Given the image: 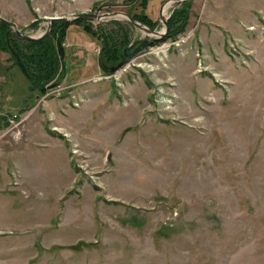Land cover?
Instances as JSON below:
<instances>
[{
	"label": "rangeland",
	"instance_id": "obj_1",
	"mask_svg": "<svg viewBox=\"0 0 264 264\" xmlns=\"http://www.w3.org/2000/svg\"><path fill=\"white\" fill-rule=\"evenodd\" d=\"M174 1L0 0L32 35L75 8L168 27L109 71L149 32L79 18L51 33L62 74L68 27L80 26L90 79L31 95L18 74L27 103L0 101V264H264V0H183L162 14Z\"/></svg>",
	"mask_w": 264,
	"mask_h": 264
},
{
	"label": "crops",
	"instance_id": "obj_2",
	"mask_svg": "<svg viewBox=\"0 0 264 264\" xmlns=\"http://www.w3.org/2000/svg\"><path fill=\"white\" fill-rule=\"evenodd\" d=\"M79 2L84 3L85 0H79ZM85 10L86 9H80L79 8L77 10V12L80 13V12H83ZM77 12H76V8H75L73 11L69 12V14H62L61 13L58 15L72 16V15L77 14ZM16 23L18 24V22H16ZM18 26H19V24H18ZM79 28H80L79 25H71L68 27V30H67L65 47L69 50V52L73 51L71 54H68L66 57L63 56L64 61H65V65H66V76H65L63 81L67 82L68 85L78 84L79 82L87 80L91 76L92 72L95 69V68H93V66L89 65V63H87L88 60H87L85 54L82 55L81 52L76 51V49L82 43L78 39V35L82 34V33H79V30H80ZM84 42H86V41L84 40ZM83 45H84V43H83ZM20 72L21 71H19V69L13 65V61L11 60V55L7 51L0 49V101H2L4 98L6 100L12 101L15 97H18L19 98V100H18L19 104L20 103H22V104L27 103L26 102V99H27L26 94H24L23 88L21 89V92H20V86L18 84L20 82V78L18 76V74ZM81 73H83V76L80 75ZM89 81L90 80H88V83H89ZM112 84H113V82L111 83V85ZM18 86H19V88L17 89ZM27 88H28V84H27ZM116 96H118V95H115V97ZM119 98L120 97L118 96V100H119ZM117 105L119 106V104H117ZM76 106H78V105H76ZM42 129H43V132L45 134H49L50 138L57 139L58 142L60 143L59 137H57L58 135L60 136V134H58L56 131H52L51 129H49L45 125L42 127ZM58 142L52 143L51 148L58 150L59 149L57 147V145L59 146ZM3 144H5V143H2V145ZM60 145H61V143H60ZM2 147H3L2 148V154H5L6 153L5 149H7V146L6 147L2 146ZM4 157H5L4 155H1L0 160L3 162L5 160L9 161V158L3 159ZM12 159H13V156H12ZM9 163H10V161H9ZM4 175L9 176L8 174H6L3 171V177H4Z\"/></svg>",
	"mask_w": 264,
	"mask_h": 264
},
{
	"label": "water",
	"instance_id": "obj_3",
	"mask_svg": "<svg viewBox=\"0 0 264 264\" xmlns=\"http://www.w3.org/2000/svg\"><path fill=\"white\" fill-rule=\"evenodd\" d=\"M183 0H176L174 1V5H178L182 2ZM162 14H163V7L161 9ZM119 15H124L129 21H131L132 23H134L135 25H137L138 27L145 29L147 32H149L148 36L143 38L142 40H140V42L135 45V43H131L130 45H128L125 49H124V57L123 59L117 64L114 65L112 67L106 68V70L109 71H115L117 68L122 67L129 58L133 57L135 54H137L138 52H140L141 50L145 49L148 45H150L151 41L157 40L160 41L162 40L166 34H167V23L166 20L164 18H162L163 23L165 24V29L163 32H161L159 35H155V32L153 29H151L150 27H148L146 24L136 20L134 17H132L130 14H128L127 12H123V11H119V10H115V11H108V12H92V11H85V12H81L72 16H65V15H52L48 17L49 20V24L46 28V30L44 31L43 34L40 35H32V34H26L24 33V31H22V29L18 26V24L15 21H12L2 15H0V21H3L4 23H6L12 30H14L16 32V34L20 37L26 38V39H30V40H35V39H39L42 36H47L49 34H51V30L53 27V24L57 21L60 22H72L75 21L76 19L79 18H94V19H104V18H117ZM7 41L10 47V50L13 54V56L15 57L16 63L19 66V68L21 69L22 73L25 75V77L30 81L33 82V76L31 75V73L29 72L27 66L25 65L23 59L21 58L20 54L18 53V51L11 45V38L8 32V37H7ZM62 67H63V72L62 74H60V76L58 77V79L51 85L56 86L60 83L63 82V79L66 76V66L64 61H62Z\"/></svg>",
	"mask_w": 264,
	"mask_h": 264
},
{
	"label": "trees",
	"instance_id": "obj_4",
	"mask_svg": "<svg viewBox=\"0 0 264 264\" xmlns=\"http://www.w3.org/2000/svg\"><path fill=\"white\" fill-rule=\"evenodd\" d=\"M147 2L148 1H146V4H147ZM178 17L179 16L172 15V18H174V19H176ZM135 18H137V17H135ZM172 18H171V20H172ZM179 18H182V17H179ZM137 19H139V18H137ZM65 24H67V22H55L52 29H55L57 27L60 28L61 25L64 26ZM147 25H149V24H147ZM171 28H172V24L170 23V29ZM58 30H60V29H58ZM182 30H184V28L183 29L181 28V30L177 29L175 31V33H169L168 37H173L176 35V32L182 31ZM8 32H9V35L11 38V45L18 51V53L20 54L21 58L23 59L25 65L27 66L29 72L33 76V82H30L28 80L29 81L28 89H29V92L31 95L33 93H35V90L37 88H39V90H41L44 87H48L49 86L48 84L51 83V81L58 79V77L60 75L59 74L60 63L58 61V57H59V50L58 49H59L60 45H58V42L55 40L53 32L50 35H47L46 37H44L43 39L26 40L25 38L18 37L16 32L13 31L6 23H4L3 21H0V49L7 51L11 55V58L14 59V61H16L15 57L13 56V54L10 50L8 41H7ZM170 32H171V30H170ZM22 45L27 46L30 49H36L38 52H36L33 55L27 54L22 49ZM44 47H45L47 52H44L43 50H42V52L39 51V48H44ZM38 53H39V58L37 59V58H35V55H37ZM60 58H62V57L60 56ZM44 59H45V61H44ZM28 60L39 61L40 63H42L39 65H42V66H45V63L46 64L50 63V65H52L53 73L51 72V74L49 76H48V74H46L44 77L37 76L31 70V68L28 64ZM101 64L103 66H105V64L102 60H101ZM29 97H30V95H29Z\"/></svg>",
	"mask_w": 264,
	"mask_h": 264
},
{
	"label": "bare ground",
	"instance_id": "obj_5",
	"mask_svg": "<svg viewBox=\"0 0 264 264\" xmlns=\"http://www.w3.org/2000/svg\"><path fill=\"white\" fill-rule=\"evenodd\" d=\"M173 5H174L173 2L165 4V5L163 6V13L165 12V9H167L168 7L173 6ZM118 17L126 18L124 15H119ZM82 78H83V77H82Z\"/></svg>",
	"mask_w": 264,
	"mask_h": 264
},
{
	"label": "built area",
	"instance_id": "obj_6",
	"mask_svg": "<svg viewBox=\"0 0 264 264\" xmlns=\"http://www.w3.org/2000/svg\"><path fill=\"white\" fill-rule=\"evenodd\" d=\"M73 103H74L75 105H79L78 102H77V100H74ZM75 146H76V145L73 144V152H74V153H77L78 151H77V149H76Z\"/></svg>",
	"mask_w": 264,
	"mask_h": 264
}]
</instances>
